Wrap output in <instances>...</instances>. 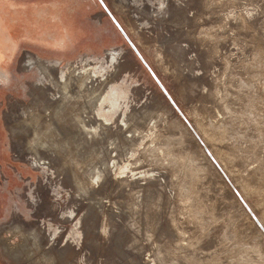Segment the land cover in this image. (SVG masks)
<instances>
[{"label":"rangeland","instance_id":"obj_1","mask_svg":"<svg viewBox=\"0 0 264 264\" xmlns=\"http://www.w3.org/2000/svg\"><path fill=\"white\" fill-rule=\"evenodd\" d=\"M263 123L264 0H0V251L264 264Z\"/></svg>","mask_w":264,"mask_h":264},{"label":"bare ground","instance_id":"obj_2","mask_svg":"<svg viewBox=\"0 0 264 264\" xmlns=\"http://www.w3.org/2000/svg\"><path fill=\"white\" fill-rule=\"evenodd\" d=\"M225 95V94H224ZM249 97H250V95H248ZM246 97V96H245ZM252 97V96H251ZM251 99H253V97L251 98ZM224 101V100H223ZM254 102V101H253ZM247 107V106H246ZM250 107V106H249ZM250 109V108H249ZM249 119V118H248ZM260 121V120H259ZM80 122L83 124V128L84 129H86L87 131H89L90 130V128H88V126L84 123V120H80ZM252 122V121H251ZM261 122V121H260ZM256 123H257V121H256ZM255 123V124H256ZM257 125V124H256ZM259 126V125H258ZM263 126H264V123H263ZM264 128V127H263ZM207 132V131H206ZM210 140V139H209ZM213 140V139H212ZM210 142V141H209ZM218 142V141H217ZM216 148V147H215ZM218 150V149H217ZM216 151V150H215ZM205 155V154H204ZM220 159H221V157H220ZM223 159V158H222ZM214 166V165H213ZM182 187V186H181ZM185 195V194H184ZM191 209V208H190ZM189 209V210H190ZM194 212V211H193ZM188 213V212H187ZM200 214V213H199ZM204 214V213H203ZM202 215V214H201ZM192 216H194V215H192ZM196 216V215H195ZM190 217V216H189ZM197 217V216H196ZM196 217H193V219L195 218L196 220H197V218ZM200 218V217H199ZM192 219V220H193ZM195 221V220H194ZM203 229H205V228H202L201 230H203ZM262 237H263V239H264V235L262 234L261 235Z\"/></svg>","mask_w":264,"mask_h":264},{"label":"crops","instance_id":"obj_3","mask_svg":"<svg viewBox=\"0 0 264 264\" xmlns=\"http://www.w3.org/2000/svg\"><path fill=\"white\" fill-rule=\"evenodd\" d=\"M0 264H15L11 259L3 256V253L0 251Z\"/></svg>","mask_w":264,"mask_h":264}]
</instances>
